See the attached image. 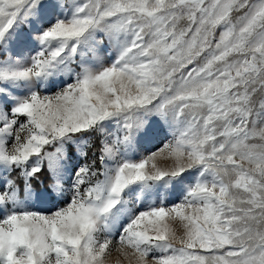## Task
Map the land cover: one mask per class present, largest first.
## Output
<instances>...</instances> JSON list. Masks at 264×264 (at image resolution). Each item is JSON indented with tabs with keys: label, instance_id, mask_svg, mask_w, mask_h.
<instances>
[{
	"label": "snow or ice",
	"instance_id": "obj_1",
	"mask_svg": "<svg viewBox=\"0 0 264 264\" xmlns=\"http://www.w3.org/2000/svg\"><path fill=\"white\" fill-rule=\"evenodd\" d=\"M0 264H264V0H0Z\"/></svg>",
	"mask_w": 264,
	"mask_h": 264
}]
</instances>
